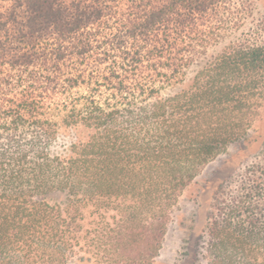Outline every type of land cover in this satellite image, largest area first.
<instances>
[{
	"label": "trees",
	"instance_id": "trees-1",
	"mask_svg": "<svg viewBox=\"0 0 264 264\" xmlns=\"http://www.w3.org/2000/svg\"><path fill=\"white\" fill-rule=\"evenodd\" d=\"M246 4L0 0V264L154 263L187 188L251 140ZM212 186L180 264H264V152Z\"/></svg>",
	"mask_w": 264,
	"mask_h": 264
},
{
	"label": "rangeland",
	"instance_id": "rangeland-1",
	"mask_svg": "<svg viewBox=\"0 0 264 264\" xmlns=\"http://www.w3.org/2000/svg\"><path fill=\"white\" fill-rule=\"evenodd\" d=\"M246 6L257 18H264V0H247ZM256 22L258 20L250 17L246 24L250 26ZM251 134V140L231 144L187 188L179 200L161 253L153 264H180L184 252L194 243L207 223L212 201V185L225 182L226 186L235 188L248 165L263 154L264 101L258 110Z\"/></svg>",
	"mask_w": 264,
	"mask_h": 264
}]
</instances>
